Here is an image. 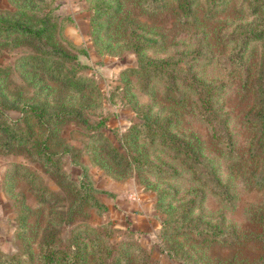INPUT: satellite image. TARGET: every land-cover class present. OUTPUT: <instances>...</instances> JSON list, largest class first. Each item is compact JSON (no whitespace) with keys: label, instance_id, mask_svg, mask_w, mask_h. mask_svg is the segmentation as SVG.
I'll use <instances>...</instances> for the list:
<instances>
[{"label":"rangeland","instance_id":"rangeland-1","mask_svg":"<svg viewBox=\"0 0 264 264\" xmlns=\"http://www.w3.org/2000/svg\"><path fill=\"white\" fill-rule=\"evenodd\" d=\"M260 20L245 0H223L210 15L206 0H193L189 15L175 0H0L1 22L44 29L0 31V254L10 257L0 264H40L49 228L62 239L55 248L88 236L113 255L124 251L120 264H264V153L254 116L264 38L249 42L240 65L230 59L233 30ZM136 39L147 45L135 47ZM142 60L170 62L213 86L210 122L178 75L169 86L167 73L145 71ZM29 105L44 108L45 128L21 110ZM60 109L79 117L56 120ZM169 120L188 153L131 128ZM12 122L46 141L56 165L29 141L9 140L2 125ZM82 179L104 207L79 201ZM184 223L217 234L181 233ZM86 242L87 264H96Z\"/></svg>","mask_w":264,"mask_h":264},{"label":"trees","instance_id":"trees-1","mask_svg":"<svg viewBox=\"0 0 264 264\" xmlns=\"http://www.w3.org/2000/svg\"><path fill=\"white\" fill-rule=\"evenodd\" d=\"M177 3V9L181 14L189 15L192 9L193 0H175ZM223 0H206L209 15L213 14L222 4ZM248 4L249 11L253 14L261 13L264 14V0H245ZM18 30L20 32H25L34 35H41L44 29L33 30L31 27L26 26L20 23H5L0 21V31H12ZM232 37L235 42V47L232 51L230 59L236 62L238 65L242 63L243 56L246 52L247 46L252 40H259L264 38V21H259L254 24L237 26L233 32ZM136 38H138L136 36ZM135 47L142 48L147 45V41L139 42L138 39L134 42ZM141 64L145 71L156 72V71H164V73L168 74V78H173V74L178 75V80L186 87H190L193 91L198 94V99L200 103V111L202 116L210 122L209 114L211 112V103L212 98L215 93L214 88L211 85L204 83L203 81L195 78L188 77L185 72H176V70H172V63L167 61H152V60H142L138 62ZM262 66L259 69L256 87H257V98H258V108L255 113V121L259 124L258 127V135H257V144L259 149L264 153V57L262 59ZM171 69V70H170ZM171 71V72H170ZM173 71V73H172ZM173 83L170 82L171 86ZM24 107V108H23ZM21 110L26 111L28 114H31L36 122V125H40L43 128L46 127V113L44 108L39 105H29L23 106ZM59 111V110H58ZM56 120H60L67 116L79 117L78 112H67L65 110H61L55 114H53ZM12 126L8 124H3L2 129L8 135L9 140H19L24 141L27 140L31 143L37 153L40 155L39 157L44 161L45 165H56L54 164V158L57 154L49 150L46 141H39L38 139H33L32 133L27 132V130L23 131L20 129H14L15 123L12 122ZM170 120L166 121L163 125L158 129L152 128L150 125L141 122H135L131 128H145L146 134L145 136L151 141H157L160 144L172 149L177 153H188L183 152V148L186 144L183 142L172 132L169 131ZM130 129V128H129ZM138 133H142L138 131ZM113 156H117V160H128V157L123 153L119 152L116 147L112 148ZM127 155L129 153L127 152ZM78 194L79 201L81 203L89 202L92 205L98 207H104L99 203L96 198L93 196L94 188L91 183L87 180L82 179L78 183ZM43 188H40L38 192L42 191ZM27 211V210H25ZM26 214H19L16 225L22 231L25 226ZM180 226H176L175 229L178 231ZM182 232L181 233H207V234H217V231L211 229H203L200 226H196L195 224L184 223L181 225ZM87 239V240H86ZM58 240L62 241L61 238L57 237L53 228H49L45 231L43 240L40 243V248L42 251L40 264H87L88 263V251H87V242L92 243L91 247L93 249V255L95 256L96 264H120L121 262H125L128 258L125 257L124 251L119 252V255H113L112 248L109 245H100L98 240L95 238H88V236L81 235L73 237L69 244H65L62 248H55L53 244ZM90 246V245H89ZM0 257H4L5 259H10V257L0 254ZM4 264H9L8 261L4 260ZM12 264V263H11ZM150 264V263H147ZM183 264H192L190 260H186Z\"/></svg>","mask_w":264,"mask_h":264}]
</instances>
